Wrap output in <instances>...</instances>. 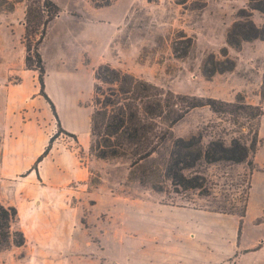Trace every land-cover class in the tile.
I'll list each match as a JSON object with an SVG mask.
<instances>
[{
  "label": "rangeland",
  "instance_id": "rangeland-1",
  "mask_svg": "<svg viewBox=\"0 0 264 264\" xmlns=\"http://www.w3.org/2000/svg\"><path fill=\"white\" fill-rule=\"evenodd\" d=\"M54 1L66 6L77 5L80 10L86 4V0ZM88 1L96 6L112 4L115 0ZM0 4V79L3 80V74H8L5 84L16 89L24 87L23 79L35 81L40 86L38 71L28 69L25 64L26 46L23 38L26 0L17 2L12 10L9 9L11 2L0 0ZM246 4L247 0H190L186 5L177 4L175 0H117L114 7L103 10L105 19L119 16L128 6L130 10L121 30L114 35L111 46L105 50L104 58L99 62L97 55L93 54L94 59L89 61L79 48L60 45L52 31L41 51L46 64V83L52 91L70 98L64 102L63 119L68 125L71 121L78 122L82 131L88 128L89 116L93 111L94 69L102 62H110L176 93L216 97L226 101H235L242 94L248 102L258 104L263 101L264 105V42H246L240 50L229 47L226 42L227 31L236 19L238 9ZM256 20L262 24L264 16L257 12ZM102 29L106 40L113 32V24H104ZM225 46H228L230 58L236 61L235 70L217 73L212 79L206 78L202 72L204 58L212 52L220 56V50ZM27 106L28 103L17 106L10 113L26 117ZM50 118L47 122L55 124L54 140L70 135L63 126V130H60L53 113ZM225 119L209 106L195 108L174 126V132L177 136H188L198 130H205L208 134L204 141L208 142L211 139L209 132L215 134L219 125L230 131L237 129ZM241 120L247 123L245 118ZM260 134L263 147L255 157L257 169L252 177L243 226L247 246L258 238L264 239V118ZM72 137L76 140L74 148L79 150L78 139ZM89 139L92 144L91 135ZM1 140L0 133V151ZM78 154L86 162L90 158L100 165V168L92 169L89 187L102 185L118 193L114 196L101 194V207L95 210L96 218L86 217L87 214L83 216L89 228L90 241L98 245L102 235L106 237L108 255L105 264H264V250L243 256L242 250L234 244L227 246L222 253L216 251L215 257H211L209 262L207 254L211 255V252L205 246L198 245L188 237L180 239L176 232L180 223L193 222V215H189L185 208L218 214L224 213L212 210L221 207L240 209L247 188L246 164L211 165L212 194L205 196L189 192V201L187 194L182 199L175 193L157 192L130 180L129 162L126 159L103 160L89 150H79ZM3 197V173H0L1 202ZM113 197H116L115 203ZM227 215L230 216L226 218L225 224L230 233L241 236L239 216ZM14 227L16 229L17 224ZM184 234L189 233L185 231ZM177 244L182 249V257L167 258V252L174 250ZM15 249L13 245L4 254L1 252L0 264H3V255L8 257ZM219 252L221 255H218ZM91 259V264H102L100 256H90L89 261Z\"/></svg>",
  "mask_w": 264,
  "mask_h": 264
},
{
  "label": "trees",
  "instance_id": "trees-1",
  "mask_svg": "<svg viewBox=\"0 0 264 264\" xmlns=\"http://www.w3.org/2000/svg\"><path fill=\"white\" fill-rule=\"evenodd\" d=\"M19 1L23 0H3L12 3L10 10ZM189 1L175 0L182 5ZM61 11V6L54 0H26L23 42L26 46V67L38 71L40 94L51 105L60 130H63L56 105L46 92V64L41 51L49 25ZM257 12L264 16V0H247L246 6L238 9L236 19L226 34L229 47L240 50L246 42L264 41V23L259 24L254 18ZM228 46L221 48L220 56L212 52L204 58L202 72L206 78L212 79L217 73L235 70L236 61L230 58ZM262 95L264 98V88ZM204 106H209L222 119L227 118L225 121L237 129L230 131L219 125L215 134L209 132L211 139L208 142L204 141L208 134L205 130L177 136L174 126L191 110ZM263 117V102L250 103L242 94L235 101H226L176 93L110 62H102L94 69L90 151L103 160L126 159L130 180L157 192L175 193L182 199L189 192L205 196L212 194L211 165L246 164L247 188L241 199V208L212 210L239 216L241 232L247 215L253 173L257 169L255 157L262 143L260 127ZM54 137L38 162L49 153ZM190 198L188 195L189 201ZM17 216V208L5 206L0 201V252L13 245L25 244L24 233L13 229Z\"/></svg>",
  "mask_w": 264,
  "mask_h": 264
},
{
  "label": "crops",
  "instance_id": "crops-1",
  "mask_svg": "<svg viewBox=\"0 0 264 264\" xmlns=\"http://www.w3.org/2000/svg\"><path fill=\"white\" fill-rule=\"evenodd\" d=\"M116 1L107 6H95L86 0L83 10L74 4H59L62 11L49 25L46 39L54 31L60 45L79 48L89 61L94 59L93 54L97 55L99 62L104 58L105 50L111 46L114 35L121 30L130 10L128 6L119 16H108L105 19L103 10L114 7ZM254 18L256 20V13ZM104 24H113V32L106 40L102 29ZM7 79L8 74H3V80L0 79L2 203L17 208L18 216L13 229L24 233L25 244L16 246L8 257L3 255V264H91L93 260L89 261V257L94 255L100 256L102 264L107 263L106 237L103 234L98 245L90 241L89 228L83 220L86 214V217L96 218L95 210L101 207V194H118L102 185L89 187L92 169L100 168V165L90 158L86 162L78 154L79 150L90 151L92 113L89 116V126L84 131L79 129L76 121H71L68 125L62 113L64 102L70 98L52 91L47 82L46 92L56 105L61 125L65 132L78 139L79 150L68 147L65 140L58 137L53 141L49 153L38 162L55 133V124L47 122L53 110L46 98L40 94L37 82L23 79L24 87L16 89L5 84ZM92 89L94 90L93 81ZM27 103L26 117L10 113L17 106L22 107ZM113 201L115 203L116 197H113ZM185 210L193 215V222L177 225L178 237H188L198 245L205 246L211 252V255L207 254L208 260L215 257L216 251L222 253L227 246L233 244L242 250L243 256L249 253L258 254L264 250L262 238L256 239L250 246L245 245L244 223L241 236L230 233L225 224L230 215L192 208ZM15 224L18 226L16 229ZM185 231L189 234L185 235ZM6 250L10 248L1 252L4 254ZM182 253L177 244L174 250L167 252V258L170 256L180 259ZM218 255H221L220 252Z\"/></svg>",
  "mask_w": 264,
  "mask_h": 264
},
{
  "label": "built area",
  "instance_id": "built-area-1",
  "mask_svg": "<svg viewBox=\"0 0 264 264\" xmlns=\"http://www.w3.org/2000/svg\"><path fill=\"white\" fill-rule=\"evenodd\" d=\"M54 136V135H53ZM63 139L65 140V144L68 146V147H71V148H74L75 147V139L72 137V136H65L63 137Z\"/></svg>",
  "mask_w": 264,
  "mask_h": 264
}]
</instances>
